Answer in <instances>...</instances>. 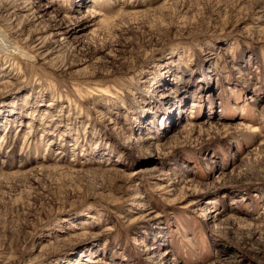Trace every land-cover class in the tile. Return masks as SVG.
I'll use <instances>...</instances> for the list:
<instances>
[{
    "label": "rangeland",
    "instance_id": "1",
    "mask_svg": "<svg viewBox=\"0 0 264 264\" xmlns=\"http://www.w3.org/2000/svg\"><path fill=\"white\" fill-rule=\"evenodd\" d=\"M0 264H264V0H0Z\"/></svg>",
    "mask_w": 264,
    "mask_h": 264
},
{
    "label": "bare ground",
    "instance_id": "2",
    "mask_svg": "<svg viewBox=\"0 0 264 264\" xmlns=\"http://www.w3.org/2000/svg\"><path fill=\"white\" fill-rule=\"evenodd\" d=\"M224 234V233H223ZM225 235V234H224Z\"/></svg>",
    "mask_w": 264,
    "mask_h": 264
}]
</instances>
